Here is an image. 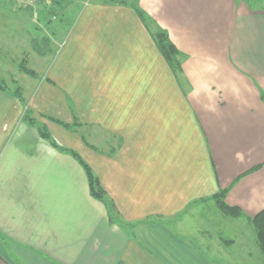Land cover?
Returning <instances> with one entry per match:
<instances>
[{
    "label": "crops",
    "instance_id": "crops-1",
    "mask_svg": "<svg viewBox=\"0 0 264 264\" xmlns=\"http://www.w3.org/2000/svg\"><path fill=\"white\" fill-rule=\"evenodd\" d=\"M127 1L167 32L177 71L133 7L99 0H80L45 72L20 71L28 50L0 71V264H222L180 231L185 210L225 188L246 216L264 208V7Z\"/></svg>",
    "mask_w": 264,
    "mask_h": 264
},
{
    "label": "rangeland",
    "instance_id": "rangeland-1",
    "mask_svg": "<svg viewBox=\"0 0 264 264\" xmlns=\"http://www.w3.org/2000/svg\"><path fill=\"white\" fill-rule=\"evenodd\" d=\"M79 3L80 0H0V56L12 60L0 57L4 82H9L10 73L15 74L17 61L24 59L27 50L29 59L35 61L28 68L35 72L47 70L45 57L52 58L64 41ZM182 218L180 231L187 236L199 235L201 245L222 264H264V255L245 217H228L209 199L189 206ZM203 230L206 235L202 236Z\"/></svg>",
    "mask_w": 264,
    "mask_h": 264
},
{
    "label": "trees",
    "instance_id": "trees-1",
    "mask_svg": "<svg viewBox=\"0 0 264 264\" xmlns=\"http://www.w3.org/2000/svg\"><path fill=\"white\" fill-rule=\"evenodd\" d=\"M99 1L103 3L130 5L131 7H133L134 11L139 16L142 23L145 25L146 29L148 30L152 39L154 40V43L156 44L158 50L164 56L167 63L174 71L178 70V67L180 66V62L177 59L178 51L170 41L167 32L164 29L155 26L154 22L144 13V11L139 6L135 4H129L127 0H99ZM244 2L251 8L264 7V0H244ZM19 69L20 71H22L23 73L27 74L30 77H35L37 74L34 70L28 68L24 61L19 63ZM2 83L4 84V82L0 79V88L5 89ZM14 96H16L19 99V101L22 102L24 101L21 96L19 87L16 89V91H14ZM27 117L31 122L33 121V123H35L33 118L29 117L28 115ZM52 120L62 124L57 119H52ZM62 125L65 126L64 124ZM37 129L42 138L48 140L53 147L59 148L56 141L51 138L45 126L39 125ZM70 153L77 159V161L79 162V164L82 166V168L86 173L91 196L104 203L108 215L110 217V220H118V215L117 213H115V209H114L115 207L113 202L107 199V197L105 196V192L101 187L98 178L93 174L89 165L75 151L70 150ZM227 191L228 188L220 189L209 199H212L214 201L216 207L224 215L233 218L245 217L248 220L254 231L256 245L260 253L264 255V208L252 217L246 216L240 210V208L236 206L228 205L225 202V196L227 194ZM207 200L208 199H203L201 201H207ZM119 223L121 224L122 222L119 221Z\"/></svg>",
    "mask_w": 264,
    "mask_h": 264
}]
</instances>
